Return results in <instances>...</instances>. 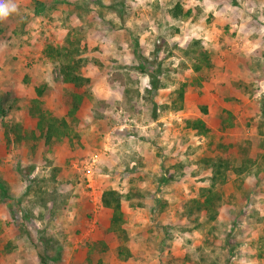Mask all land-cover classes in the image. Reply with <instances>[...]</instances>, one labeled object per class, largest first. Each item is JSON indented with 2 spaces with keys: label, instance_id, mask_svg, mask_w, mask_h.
<instances>
[{
  "label": "rangeland",
  "instance_id": "374dc122",
  "mask_svg": "<svg viewBox=\"0 0 264 264\" xmlns=\"http://www.w3.org/2000/svg\"><path fill=\"white\" fill-rule=\"evenodd\" d=\"M175 3L201 8L195 23L167 21L166 11ZM39 6L36 4L38 16L51 24L58 21L53 13L56 2L44 15ZM73 6L78 26L61 25L67 29L61 44L55 40L53 25L44 40L38 41L46 33L42 30L35 42H28L25 25L35 18L26 10L6 17L13 28L6 49L15 54H9L5 63L0 59V131L5 141L0 156V165L4 163L0 201L11 214L18 215L10 223L17 226L15 234L24 246L20 254L26 255L28 244L27 254L38 264H264V179L257 181L248 169L239 173L226 170L217 218L208 221L196 213L188 215L190 201L199 198L200 189L210 186V171L201 169L204 159L215 158L218 136L197 133L185 124L188 118L200 117L215 127L221 106L227 107L236 116L233 123L226 121L235 128L233 136L231 129H225L233 146L253 142L235 135L241 128L257 133L264 127V0H111L108 6L102 0H76ZM104 8L109 9L107 13L115 9L119 21L105 19ZM42 23L36 21L39 27ZM1 27L5 26L0 21ZM243 35L260 38L256 54L244 50L248 42ZM192 38L201 39L214 65L211 73L204 70L207 79L199 87L182 57L186 41ZM239 38L236 54H254V61L249 57L247 63L261 65V74L251 72L245 78L241 76L244 69L215 66L214 59L221 64L234 55L230 49L234 51L231 47ZM68 44L77 49L81 46V73L89 75L90 83L82 88V109L66 118L63 95L73 86L60 75L65 59L57 49ZM40 82L52 88L49 95L39 98L41 103L53 117L67 120L72 139L60 142L75 146V160L89 159L87 167L92 169L97 189L123 195L121 210L128 240L121 246L125 251L122 256L128 253L126 260L117 257V242L108 244L103 253L92 246L105 234L108 213L101 202L90 200L84 165L73 168L67 158L52 177L51 171L58 165L51 152L43 153L42 161L33 162L36 147L43 143L29 109L36 98L33 88ZM97 82L105 87L123 83L138 90L139 97L129 98L134 105L129 109L131 119L120 112L118 89L113 87L111 100H106L109 103L97 98L105 94L89 89ZM183 82L195 83L183 102L186 117L159 118L152 124L144 101L169 104L172 92ZM153 83L159 88L150 95L147 91ZM136 98H142L139 107ZM26 144L31 146L27 157ZM253 146L254 152L257 145ZM239 164L234 163L236 169ZM40 191L47 193L46 203L39 198ZM72 211L78 218L66 216ZM21 217H25L23 221Z\"/></svg>",
  "mask_w": 264,
  "mask_h": 264
},
{
  "label": "trees",
  "instance_id": "16d2710c",
  "mask_svg": "<svg viewBox=\"0 0 264 264\" xmlns=\"http://www.w3.org/2000/svg\"><path fill=\"white\" fill-rule=\"evenodd\" d=\"M200 13L201 9L199 7L184 8L180 3H175L166 11L167 18L169 19L189 22L195 21ZM80 47L81 46L77 49L68 44L66 47H63L64 49L62 47L57 49L59 55L63 56L65 59V62L61 64L59 68L60 75L64 82L71 83L74 88V91L67 92L63 95V105L68 108L65 116L66 118L71 117L79 109L83 94L85 93V91L81 92L79 90L90 83V80L81 73ZM182 57L189 63L190 69L196 76L195 83L199 87L201 82L207 79L204 70L211 73L214 69L209 50L203 45L201 39H188L186 41V47L182 51ZM180 64L181 66H186L185 63ZM195 83H181L172 92V98L169 104L157 105L153 100H149L152 104L150 107L151 120H157L168 112L175 113L181 111L184 98L188 93L189 88L192 85H195ZM125 86L126 88L124 89L123 94L124 101L127 97L131 98L133 95L138 97L139 93L137 89L131 85ZM158 88L159 86H157L156 83H153V88L147 92L151 95L152 92H155ZM51 91L52 88L47 83L40 82L36 84L34 87L36 98L32 100V105L29 109L30 115L36 120L35 128L38 130V138L41 139L43 143V153H49L63 138L68 140L72 139L70 133L67 131V120L65 118L57 119L56 117H53L39 99L42 96L49 95ZM202 112L206 113V109L203 108ZM185 124L187 128L194 129L200 134L206 135L213 132V129L208 127L200 118H188L186 119ZM225 126H223V128ZM260 129L258 130V137L255 139L258 151L254 158L250 157L252 142L246 143L244 146H232L226 144V142L223 141V137H221L222 141L220 140L217 145V150L221 154L226 155H218L215 156V158L204 159V168L201 170L205 169L210 171L211 175L208 179L210 186L209 188L200 189L199 198L190 201L187 208L188 215L196 213L200 217H205L208 221H213L217 218L222 192L221 186L225 182L223 179L224 171L233 169L234 172L236 171L239 173L246 171L248 169L247 167L256 166L257 176L264 175V127H262V130ZM5 135L7 137V142H9L7 133ZM233 149L236 150L235 152L238 154L241 161L238 169H234L233 167L234 163L232 160L235 159ZM175 168L176 167H173V169ZM260 168L262 169L261 171H259ZM58 171L59 168H54L53 171H51V176L55 177ZM217 184L220 187L215 189ZM39 194L42 203H46L48 200L47 193L45 191H40ZM122 200L123 195L118 191L112 189H106L103 191L100 202L102 203L103 209L108 213V226L104 231L105 234L103 238L94 242L92 246L93 248L98 249L99 252L103 253L107 251L108 244L117 242L118 246L116 249V255L119 259L126 260L128 253L125 256H122L125 251L124 247L121 246L122 243L128 240L127 232L123 228V212L121 210Z\"/></svg>",
  "mask_w": 264,
  "mask_h": 264
},
{
  "label": "crops",
  "instance_id": "0c3cea01",
  "mask_svg": "<svg viewBox=\"0 0 264 264\" xmlns=\"http://www.w3.org/2000/svg\"><path fill=\"white\" fill-rule=\"evenodd\" d=\"M59 1H61V0H59ZM75 1L76 0H62L60 3H58V1H56V0H10L11 3L16 5L17 12H23V11L26 10V13H29V15H28L29 17L32 16V18L33 17L35 18L34 20H32L31 22L29 21L25 25V28H26V39H29L28 42H35L36 39L39 37V32L42 31V30L46 31V33L43 35L44 38L38 39V41L44 40L46 38V36L48 37L51 34V25H53V28L55 29L54 32H57L56 33L57 37H56L55 40L57 41V39H58V41H57L58 44L62 43L61 36L63 37V33H64V35H66L65 33H67V29L63 28L64 27L63 26L64 22H66V24L69 25L70 28L78 26V19H77L76 15L74 14V11H72V9L74 8L73 4H75ZM110 1L111 0H102V3L105 6H108L110 4ZM4 2L8 3L9 0H4ZM53 2H56L57 6H58L53 12L57 16L58 21H56V22L51 24L50 21H47V19L44 16H38L40 14H38V10L36 8V4L40 5L39 8L43 10L42 15H44V11L46 10V8H49L53 4ZM188 7H190V6H187L186 8H188ZM108 10L109 9L104 8V12L108 16V17H105V19H113L114 21H119V17H118L117 11L114 9V10H110L111 11L110 13H107ZM135 14L138 15L137 10L135 11ZM93 15L96 16V14H93ZM51 16H53V15L51 14ZM66 17H68L66 19L67 21H65ZM61 18H63V20H61ZM166 20L170 21L169 18H167ZM0 21H1L2 26H5V27H1L0 28V59H2L3 62H4V60H6V59L9 60V54H12V56H14V54H15V53H10V50L8 51L6 49L7 48L6 44L10 43L8 41L9 37L13 36V34H12L13 28L10 29V26H8L9 25V19L8 18L0 19ZM36 21H39V22L43 21L42 24L44 26L43 27H39L41 25L36 24ZM173 22H176V20L173 21ZM184 23L186 25L191 24L189 21H185ZM193 23H195V21ZM61 25L63 27H61ZM243 38L246 39L247 42H248V46L245 47L244 50H248V51L254 52V54H256V52H258L257 51V47H258V44H260L258 42L260 38L258 37L257 39L256 38L251 39L250 36L247 37L246 35H243ZM238 40L241 41L240 38L239 39H235L234 40V44L231 47V48L234 49V51H232V49H230V51L233 52L231 54H234V55L233 56H228V61L225 62V63H221V64L220 63H215V59H214L213 62L215 64V66L217 68H223V66H224V70H226L227 68L230 67V71H236L237 69H244L245 72L243 71L241 73V76H244L245 78L248 77V75L250 76L251 72H253L255 74H261L262 71H263V67L261 65L259 66V65H254L253 63L252 64L247 63V61L248 62L251 61L250 58H252L253 61H254V58H256L254 56V54H251L250 52L247 55H245V53L244 54H236L237 51H240V49H239L240 43H237ZM215 42H216V40H215ZM209 44H210V42H209ZM217 46H219L218 43H217ZM241 47H242L241 48V50H242L243 49V45L242 44H241ZM262 50H263L262 54L264 55V47H263ZM12 51H14V50H12ZM220 56H221V58H223L222 55H220ZM262 58H264V57L262 56ZM3 62H2V64H3ZM244 62H246V63H244ZM2 64H0V65H2ZM4 70L5 69H3V74L6 73V70L5 71ZM1 74L2 73H0V76H1ZM83 76L89 77V75L85 74V73L83 74ZM90 85L91 86H89V89L92 87L91 88L92 92H97V94L105 93V94H103L101 96H98L97 98H100V100H105V102H107V103H109V101H106V100H111L110 94L112 92H115V90H113V87L116 90L118 89L119 99H117V100L119 102L120 112L125 117H127V119H131L133 117V115L130 114L129 109H132L134 107V105L132 103H130L129 97H127L125 99V101L123 100L124 89L126 88L125 85H123V84L121 85L120 84L119 85L120 87H118V85L114 84V86L108 85L107 87H105V86H100V84H98V82L97 83H92ZM33 90H34V88H33ZM70 91H74V88L71 87ZM79 91L83 92V89H80ZM139 91L142 92L140 89H139ZM138 97H139V95H138ZM84 98L85 97L82 98V102L84 101ZM185 98H186V96H185ZM136 99L137 100H135L134 103L137 104L136 107H139V102L138 101H140V104H141L143 102V101L141 102L142 98H139V99L136 98ZM82 102H81V104H82ZM159 102H160L159 100L154 99V103H156L157 105H161L162 103L161 102L159 103ZM81 104H80V107H79L80 109H82V107H83V104L82 105ZM143 104L148 106V108H150L151 105H152L150 102H149V104H147L146 101H144ZM88 107L89 106L87 105V108ZM140 107H142V106H140ZM221 107L222 108L220 109L219 114H218V116L221 119L219 117H217L218 119L216 121L215 127L211 126V124L209 122H207L205 119L198 117L208 127L213 129L212 133H216L217 136H218V140L215 143L216 144L215 145V147H216V156L217 155H221V156H225L226 155V154H221L217 150V145L219 144V142L221 140V137H223V141H225L226 144H229V145H232V146L234 145V143L230 142V139H229L225 129L226 128H227V130L231 129L230 125L226 121L230 120L233 123L235 121V117L236 116H235V114H232L231 111H227L228 110L227 107H224V106H221ZM208 109H211V107H208ZM183 110H184V107H183ZM183 110L179 111V112H175V113H169L168 112L167 117H165V115H163L160 118L165 119V118H169L171 116H175L176 118H178L180 115H183V116L186 117L187 113H185ZM66 111H68V108L66 109ZM66 111H65V114L67 113ZM206 113H207V110H206ZM204 115H207V114H204ZM149 117L151 119V113H150ZM193 118H195V117H191V119H193ZM178 120H180V119H178ZM154 121L157 122L159 120H151L152 124H154L153 123ZM221 123H224V126L225 125L226 126L223 128L221 126ZM35 124H36V120L34 121V126H35ZM241 129L242 130L239 131V133H235V135H237L239 137H243V139L250 138L249 140L253 141L252 142V146H253V144L257 145L255 139H256V137H258V131H257V133H255L252 130H250L249 128H245V127L241 128ZM236 130H238V129H236ZM260 130H262V129H260ZM233 131H235L234 127L231 129V133H232V134H230L231 136H233ZM212 133H209V134H212ZM207 135L208 134H206V136ZM80 141H81L82 145H84V144L86 145L85 141H83V140H80ZM4 142L5 141L3 140V132L0 131V156H2L4 154L3 151H5V149H4L5 148V143ZM73 143H74V145L76 144L75 141ZM237 146H240V145H237ZM30 147H31L30 145L26 144V157H27V153H29V151H30ZM257 148H258V146H257ZM235 151L236 150L233 149V152L235 153V159L237 158V160L234 159V160H232V162L238 164L239 161H240V158H239V156L237 155V153ZM257 151H258V149H254V152L250 151V157L254 158L256 156V154H257ZM50 152L53 154L54 158L56 157L55 161H56V165H58V168L62 167L64 165V163H65L67 158H70L69 162L71 161V164H72L73 168H76L78 165H79V167H81L82 164L84 165L83 166V170L85 168H87V162H88L89 159L84 158V159H80V160H78V159L75 160V158H74V156L76 154L75 146L73 148H71L70 145L67 142H65V143L64 142H60L56 147L52 148V150ZM102 154H103L102 150H101V152H98L99 156H101ZM42 155H43V144H39V146L36 147V151L34 153L35 159L33 160V162L34 163H36V162L38 163V162L42 161ZM94 157H96V156L94 155ZM85 160H86V162H85ZM240 163H241V161H240ZM2 166H4L3 162L0 165V171H1ZM239 166H240V164H239ZM233 167L235 168L234 164H233ZM256 168H257L256 166H253L252 168H248V171L252 172L254 174V176H256V178H257L256 180L257 181H261L262 179H264V175L257 176ZM92 182L95 184V186L93 188V185H92L93 183L91 184L92 188H91V191H90V196H91L90 200H94L95 203L98 202V204H100L102 190H100L99 188L97 189V185H96V181L95 180H93ZM6 206H7V204H3V202L0 201V264H38L37 260H32V257H33L32 254H30V255L27 254L28 253L27 250L28 249L30 250L28 244H26V248H25L26 249V255L25 254H22V255L20 254L21 250L24 249V246L22 245L23 243H21L22 240H20V237H17L16 234H15L16 233V229L15 228L17 226L13 227V225H11V223H10L11 219L13 218V216L18 217V215H16L15 213L11 214L8 211V209L6 208ZM19 216H21V214H19ZM66 216L70 217L71 220L73 218H75V217L78 218V214L75 211L66 213ZM24 218L25 217H21L22 221L24 220ZM26 220H27V218H26ZM22 223L23 222L20 223L21 226H22ZM107 226H108V224H107Z\"/></svg>",
  "mask_w": 264,
  "mask_h": 264
},
{
  "label": "clouds",
  "instance_id": "9594fccd",
  "mask_svg": "<svg viewBox=\"0 0 264 264\" xmlns=\"http://www.w3.org/2000/svg\"><path fill=\"white\" fill-rule=\"evenodd\" d=\"M16 11V5L11 3L10 0L8 3H5L4 0H0V19L6 18Z\"/></svg>",
  "mask_w": 264,
  "mask_h": 264
},
{
  "label": "built area",
  "instance_id": "2783aa9c",
  "mask_svg": "<svg viewBox=\"0 0 264 264\" xmlns=\"http://www.w3.org/2000/svg\"><path fill=\"white\" fill-rule=\"evenodd\" d=\"M95 162V160H92V165H93V163ZM84 175H85V178H86V183H87V185H88V187L89 188H92V174H93V172H92V169L91 168H85L84 169Z\"/></svg>",
  "mask_w": 264,
  "mask_h": 264
}]
</instances>
